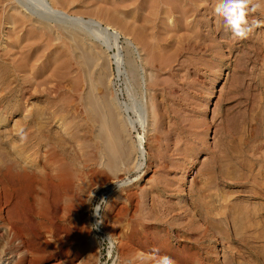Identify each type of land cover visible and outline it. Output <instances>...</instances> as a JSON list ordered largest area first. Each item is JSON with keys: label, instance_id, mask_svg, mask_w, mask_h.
Segmentation results:
<instances>
[{"label": "rangeland", "instance_id": "obj_1", "mask_svg": "<svg viewBox=\"0 0 264 264\" xmlns=\"http://www.w3.org/2000/svg\"><path fill=\"white\" fill-rule=\"evenodd\" d=\"M12 4L0 3L1 15L23 16L9 10ZM215 4L75 0L64 6L121 35L119 73L108 58L117 49L77 33L105 60L101 74L108 83L95 86L94 95L103 102L109 92L126 128L121 143L131 159L112 167L72 43L55 29L61 42L52 35L33 39L43 38L39 59L28 61L24 52L34 41L21 23L9 32L0 15V212H15L18 204L33 211L20 215L24 242L14 238V248L30 251L26 264H157L161 255L176 264H247L250 255L264 260V24L234 37ZM248 19L264 21V3ZM114 89L133 108L128 114ZM139 104L148 109V123L145 131L139 125L131 131L128 117H139ZM143 133L145 162L136 169V138ZM44 145L43 160L51 148L57 178L47 180L37 202L24 171L34 169ZM126 180L134 182L119 191L116 184ZM101 198L108 205L94 227L92 207ZM1 226L0 234L8 235ZM110 235L112 246L104 241ZM2 263L22 258L15 253Z\"/></svg>", "mask_w": 264, "mask_h": 264}, {"label": "bare ground", "instance_id": "obj_2", "mask_svg": "<svg viewBox=\"0 0 264 264\" xmlns=\"http://www.w3.org/2000/svg\"><path fill=\"white\" fill-rule=\"evenodd\" d=\"M12 1H14L15 4L14 5L12 4L14 7L11 6V8L9 10L17 11L20 14H22L23 16L9 14V12H7V13L4 12V14L2 16L1 15L2 13H0V15L3 18V24L2 25L8 26L9 28H11L9 30V32H12L13 30H14V32H16V30H18L17 27L21 23L22 26L23 25L27 26L25 28H24V26L22 27V29H24V31L25 30L27 31V32L25 31L27 40H29V39L35 40L36 38L39 39L42 36L47 35L50 37V35H52V37L55 38V41L61 42L59 35L57 34V32L54 31L55 29H58L65 36V38H67L68 41L70 43H72V48L74 50L73 52L79 53L76 55V61L78 60L77 63L80 65L79 68L81 70H83V72L85 74V81H86L88 88H89L88 92L90 93V95L89 94L88 95L90 96V102L92 105L91 109L95 113V117L93 119V122L95 123V125L99 126L100 137L104 141V145L107 149V151L105 150V152H108L107 153L108 166H111V167L112 166H118L122 160H127V161L130 160L131 159V149L128 148L129 146H127V144L122 146L123 143H121L122 135L124 134V131L126 128L124 127L123 123H121L122 120L120 121L121 118H119L118 114L116 113L117 109L109 102L111 99L109 98L110 100H107L109 92H107V94H108L107 96H105L106 94L104 93L105 95H104V101L103 102L101 100L99 101L97 99V97L94 95V92L97 91V90H95V88H96L95 86H100V87L103 86L104 87L106 85V83H108V80L106 79L107 75L105 77V75L101 74L102 73L101 70L105 69V60L103 63H101L100 61L103 59H99L98 54L96 52H94L91 48H88L87 45L83 44V42L79 39V37L77 35V33L80 35V33H79V31H80V32L86 33L87 35L91 36V38H93L95 40L97 39L99 42H100L101 38H104V43L108 47L109 51L117 49V52H113V54L108 55V58H110L112 60V63L114 65H116V67H117L116 69L118 70V72L121 73V70L123 68V62H125V61H123L121 54L119 52L120 51L119 40H120V36H121L120 33L116 29L111 27L110 25L106 24L107 26H104L102 20H97L94 18L86 20L85 18H83L80 15H76V16L70 15V11H68L67 9H64V6H68V5L72 6L75 3V0H0V3L4 5L6 2L8 3V2H12ZM58 4L61 5V8L56 7V6H58ZM62 5H63V8H62ZM13 26H14V28H13ZM20 39L21 38H19L18 41H20ZM38 39L36 40L38 43L35 42L34 40H33L34 43L30 42V44H31L30 46L33 47L32 51L30 50L29 45L26 46V50L24 53H27V54L30 53L29 57H27L25 55L27 57L28 61L35 62V61H38V59H39V55H38V50L40 47L39 42L43 38H41L40 40H38ZM36 43H37V46H36ZM57 43L58 42H56V44ZM57 50H61L60 47H58L55 51H57ZM106 51H107V49H106ZM67 52H68V50H67ZM100 57H102V56L100 55ZM6 62H8V61H6ZM31 65L36 66L35 63H33ZM60 66H62V65H59L58 67H60ZM55 67L58 68L57 66H55ZM79 75H80V73H79ZM30 83H32V82H30ZM110 83H112V86L115 85L114 84L115 82L112 81V79H110ZM113 88H115V87L113 86ZM77 90H79V89H77ZM116 90L114 89V91H115L114 100L118 103L119 108L122 109V111H124V113L128 114L130 110L131 111L133 110V108L128 106L127 104L124 105L120 102V100L118 99V94H117ZM34 92H37V89H35ZM97 93H99V92H97ZM144 106L145 105H142V104H139V106H137V107L134 106V108L138 111V114L140 113L139 117L136 116L137 117L136 119L128 117V126H129L128 128H131V131L135 130L137 125H139L145 131L147 123H148V116H147L148 109H147V107H144ZM27 107H28V105H27ZM143 137H144V133L142 135H139L138 138H136L137 141H136L135 147L139 153V161L136 164L137 165L136 169H141L144 166L143 160L145 162V152L146 151L144 149ZM25 146H26L25 149H29L27 144ZM126 146H127V149H126ZM105 147H103V148H105ZM38 148H40L39 149L40 150V152H39L40 158L31 162L34 169H31L30 171H24L28 175L27 178L29 179V181L31 183V187H32V190H29L30 191L29 196H30V198H32L34 201H37V202L40 198H43V196H44L43 195L44 194V187H45V183L47 182V180L48 179L49 180H55L57 178L55 176V173H54L55 172V166H54L55 162L53 160V154L51 153L52 149L48 147L49 148V153H48L49 158H48V160L44 159L45 160L44 161L43 160L44 156H43L42 152L45 150L44 149L45 145L42 147H38ZM45 153H46V151H45ZM45 158H46V156H45ZM17 192H19V191H17ZM13 193H15V192L13 191L12 194ZM23 194H25V193H23ZM9 196L11 197V194H9ZM12 199H13V197H12ZM7 209L5 212L3 210V213L0 212V216L4 215V213H5L7 215L6 217H8V218H6V217L0 218V224L2 225L1 227H2V229H5L7 231L8 235H9L8 232H9L10 228L16 227V229H15V233L12 234L10 232V236L5 235L4 233L0 234V263L3 259V256H11V255H14L15 253H17V254H20V256L22 258L21 264H26V262H25L26 261V254L29 251V249H28V251H26V248H27L26 246H25L26 247L25 249L20 248V247L14 248L16 246L14 243V238L16 236H20L22 238V240L20 241L21 244L24 242V237L26 235H25V230L23 229V226H22V221H21L20 215L22 213L26 214L27 211L29 212V209L23 207L20 204H18V207H16L15 212H14V209H12V208H9L8 210ZM50 209H52V208H50ZM31 212H33V211L31 210ZM31 212H29V213L31 214ZM33 215L36 217V219L40 218L42 221L44 219V216L42 214L33 213ZM5 240H7V242H5ZM25 244H26V242H25ZM4 263H6V262H4ZM247 264H264V260L262 257H259L258 255L257 256L250 255V257L247 258Z\"/></svg>", "mask_w": 264, "mask_h": 264}, {"label": "clouds", "instance_id": "obj_3", "mask_svg": "<svg viewBox=\"0 0 264 264\" xmlns=\"http://www.w3.org/2000/svg\"><path fill=\"white\" fill-rule=\"evenodd\" d=\"M261 3H264V0H261ZM261 3H256L254 0H216L214 11L218 16L223 18L225 28L230 29L234 37L245 38L254 28L264 24V21L253 20L249 22L248 19L250 13L260 8ZM132 182L134 181L126 180L116 185L118 190L122 192V190L130 186ZM92 200L89 201V204L92 203ZM107 205L108 203L104 198H101L98 203L93 205L92 213L98 218L97 224L93 225L94 227H98L99 224L102 223L101 212L107 209ZM104 241L107 242L109 246L113 244L111 235ZM142 258L146 259V257ZM157 264H176V261L168 255H161Z\"/></svg>", "mask_w": 264, "mask_h": 264}, {"label": "water", "instance_id": "obj_4", "mask_svg": "<svg viewBox=\"0 0 264 264\" xmlns=\"http://www.w3.org/2000/svg\"><path fill=\"white\" fill-rule=\"evenodd\" d=\"M143 163H144V160H143Z\"/></svg>", "mask_w": 264, "mask_h": 264}]
</instances>
